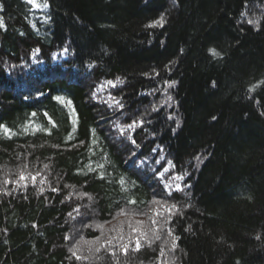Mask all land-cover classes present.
Here are the masks:
<instances>
[{
  "label": "trees",
  "instance_id": "obj_1",
  "mask_svg": "<svg viewBox=\"0 0 264 264\" xmlns=\"http://www.w3.org/2000/svg\"><path fill=\"white\" fill-rule=\"evenodd\" d=\"M35 2L0 0V264H264V0Z\"/></svg>",
  "mask_w": 264,
  "mask_h": 264
},
{
  "label": "snow or ice",
  "instance_id": "obj_2",
  "mask_svg": "<svg viewBox=\"0 0 264 264\" xmlns=\"http://www.w3.org/2000/svg\"><path fill=\"white\" fill-rule=\"evenodd\" d=\"M26 2L32 4L33 7H38V5L36 4L35 0H26ZM157 23H159V21H158ZM0 26H3V25H2V22H0ZM150 26H151V25H150ZM34 54H35V53H34ZM214 54H215V53H214ZM108 83H109V84H112L111 81H109ZM56 99H62V98L57 97ZM120 106L122 107V105H120ZM33 115H35V113H33ZM169 118H171V117H169ZM177 123H178V122H177ZM135 126H137V123H136V122H134L132 125H128L127 127H128V128H134ZM3 128H4V126H3V125H0V129H3ZM121 132H123V128L121 129ZM157 163H159V161H157ZM45 167H47V165H45ZM90 170H91V169H90ZM165 171H167V169H165ZM177 178H178V179H182V177H177ZM20 179H21V180H24L25 177H24L23 175H21V176H20ZM32 179H33V181H35L36 177L33 176ZM121 183H123V179L121 180ZM177 188L179 189V185H177ZM53 191H56V189H53ZM130 202H131V203H134V202H132V201H130ZM133 231H135V229H134ZM109 243H110V242H109ZM136 246H137V249H138L139 246H140V241H139V240L136 241ZM127 247H128V245H124L123 250L126 251V250H127ZM77 259H79V257H77Z\"/></svg>",
  "mask_w": 264,
  "mask_h": 264
},
{
  "label": "rangeland",
  "instance_id": "obj_3",
  "mask_svg": "<svg viewBox=\"0 0 264 264\" xmlns=\"http://www.w3.org/2000/svg\"><path fill=\"white\" fill-rule=\"evenodd\" d=\"M147 213V215H152V213H153V211H149V212H146ZM144 216V215H143ZM143 216L142 215H139V216H137V221L138 222H140L141 220H143L142 218H143ZM146 217V216H145ZM128 217H123V218H118V219H116L113 223L115 224V223H117V222H120V220L119 219H121V220H124V219H127ZM131 219H133L132 217H131ZM141 223V222H140ZM142 224V223H141ZM140 224V225H141ZM145 224L147 225V222H145ZM143 226V225H142ZM144 227V226H143Z\"/></svg>",
  "mask_w": 264,
  "mask_h": 264
}]
</instances>
